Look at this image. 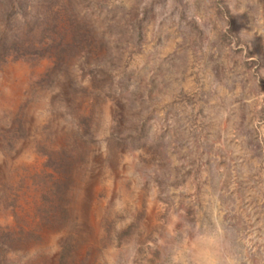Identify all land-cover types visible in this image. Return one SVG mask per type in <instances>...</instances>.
I'll use <instances>...</instances> for the list:
<instances>
[{
    "label": "rangeland",
    "instance_id": "rangeland-1",
    "mask_svg": "<svg viewBox=\"0 0 264 264\" xmlns=\"http://www.w3.org/2000/svg\"><path fill=\"white\" fill-rule=\"evenodd\" d=\"M60 1L0 64V264H264V0Z\"/></svg>",
    "mask_w": 264,
    "mask_h": 264
},
{
    "label": "trees",
    "instance_id": "trees-1",
    "mask_svg": "<svg viewBox=\"0 0 264 264\" xmlns=\"http://www.w3.org/2000/svg\"><path fill=\"white\" fill-rule=\"evenodd\" d=\"M67 5L60 0H0V64L46 56L51 47L61 51L69 44L63 40L67 32L73 43L77 27ZM3 234L0 259L1 242L6 240L9 244L11 238L10 231ZM60 260L61 255L58 263Z\"/></svg>",
    "mask_w": 264,
    "mask_h": 264
}]
</instances>
